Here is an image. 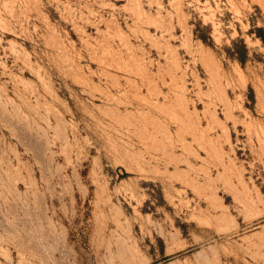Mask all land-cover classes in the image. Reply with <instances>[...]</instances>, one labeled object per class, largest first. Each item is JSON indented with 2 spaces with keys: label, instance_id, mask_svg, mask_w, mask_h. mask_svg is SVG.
<instances>
[{
  "label": "rangeland",
  "instance_id": "obj_1",
  "mask_svg": "<svg viewBox=\"0 0 264 264\" xmlns=\"http://www.w3.org/2000/svg\"><path fill=\"white\" fill-rule=\"evenodd\" d=\"M259 28L264 0H0V264H264Z\"/></svg>",
  "mask_w": 264,
  "mask_h": 264
},
{
  "label": "trees",
  "instance_id": "obj_2",
  "mask_svg": "<svg viewBox=\"0 0 264 264\" xmlns=\"http://www.w3.org/2000/svg\"><path fill=\"white\" fill-rule=\"evenodd\" d=\"M264 28H259L258 29V35L264 40ZM235 50L232 51V54L240 60V62L244 63L246 58L248 57V49L247 45L242 42V43H235Z\"/></svg>",
  "mask_w": 264,
  "mask_h": 264
}]
</instances>
